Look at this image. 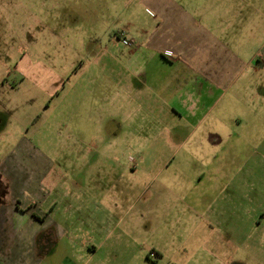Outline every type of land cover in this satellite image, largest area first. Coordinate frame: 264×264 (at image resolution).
<instances>
[{"label":"rangeland","instance_id":"1","mask_svg":"<svg viewBox=\"0 0 264 264\" xmlns=\"http://www.w3.org/2000/svg\"><path fill=\"white\" fill-rule=\"evenodd\" d=\"M142 1L0 0V159L16 149L23 155L15 160L11 153L13 173L0 168V196L7 198L11 182L23 201L28 185L22 182L32 177L25 164H40L41 172L52 165L64 180L51 200H61L59 215L65 205L73 207L64 221H78L76 205L94 211L92 228H84L76 245L90 239L114 245L151 241L164 252L158 264H264V138H239L240 114L226 103L244 75L234 86V76L219 78L217 59L211 60L209 78L231 88L225 94L211 88L200 108L206 119L190 136L192 124L125 99L120 87L127 49L114 33L125 30L137 43L153 28V16L138 8ZM209 9L178 11L194 20L199 33L194 44L177 43L175 49L205 50L206 31H217L205 22L219 16L217 5ZM209 38L205 44L218 52V36ZM231 43H225L228 50ZM259 45H246V52ZM208 124L213 130L202 138ZM221 127L236 135H219ZM187 203L225 213V234L213 237L225 242L220 248L211 241L202 249L190 231L197 221ZM237 212L240 248L228 242ZM246 213L257 216L255 223ZM66 238L61 244L69 253Z\"/></svg>","mask_w":264,"mask_h":264},{"label":"crops","instance_id":"2","mask_svg":"<svg viewBox=\"0 0 264 264\" xmlns=\"http://www.w3.org/2000/svg\"><path fill=\"white\" fill-rule=\"evenodd\" d=\"M210 3L218 6L219 16L213 22H205L206 28L209 25L217 27V31L213 32L215 35L206 31L208 39L203 42L205 50L184 52L175 49L177 43L194 44V36L199 33L192 28L194 20L178 11H210ZM139 5L138 8L148 11L153 16L155 22L153 28L144 30L142 39L137 43L125 30L114 33L119 42L121 38H127L133 44L126 47L124 74L122 73L125 80L121 79L120 87L123 97L133 101L139 108L161 107L164 112L159 110L158 113L167 114L166 118H171L172 114L192 124L191 133L188 135L190 136L206 119L205 115L201 116L203 111L200 108L204 99L209 97L211 88L216 87L223 94L231 88V83L215 84L208 76L211 68H215L211 66L213 64L211 60L217 59L218 65L214 70L219 78L227 72L234 76L233 85L236 86V80L244 75L232 100L230 98L226 102L240 114V117L236 116L241 131L237 136L264 138V0H143ZM183 31L186 34H183ZM216 35L218 52L205 44L209 42V37ZM257 41L260 42L259 47L246 52V45ZM228 42H232L229 50L225 45ZM212 130L213 127L210 129L209 124L206 125L201 133L202 138ZM172 131L170 133H173ZM219 131L218 134L221 136L236 135L227 133L223 127ZM11 153L15 160L17 158L22 160L23 155L20 151L19 156L16 149L15 153L7 154L4 160L0 159V168L5 165L4 167L10 168L12 172L15 164L8 165L10 163L8 161L12 160ZM25 166L32 172V177L31 174H27L29 179L22 182L28 185V196L21 201V198L15 195L11 182H7L9 187L7 198L2 199L0 196V264H158L164 259L161 247L156 243L152 244L151 241L148 245L144 243L114 245L108 242L95 243L90 239L76 245L75 241L84 228H92L91 214H94V211L90 210L89 205L88 210L79 204L74 208V216L78 221L73 224L64 221L65 215L73 211V207L65 205L63 214L59 215L61 200L58 203L56 199L51 200L52 194L57 193V188L61 186L60 182L64 180V177H60L61 169H54L52 165H48L41 172L40 164ZM40 173L42 177H39ZM63 196L58 193V198ZM22 202L25 206L21 207ZM77 202L80 203V200ZM187 206L191 218L197 221L195 228L190 231L197 235L202 249L204 250L211 241L215 247L220 248L225 242L218 238L213 240V237L225 234V230L221 229L222 224L226 223L225 213L210 209V204L204 211L188 203ZM241 215L239 212L234 214L236 222L231 231L233 239L228 240L230 245H238L239 248L240 240L236 242L235 236L241 234ZM247 215L255 223L257 216L253 217L252 213ZM115 230H109L106 235L107 241L110 236L113 237ZM122 236L130 239L131 234L123 231ZM64 238L71 247L69 253L63 250L61 241ZM223 248L225 250V246ZM59 251L66 254L61 255L56 261L53 257ZM147 251L149 254L145 255ZM214 255L218 258L217 254Z\"/></svg>","mask_w":264,"mask_h":264},{"label":"built area","instance_id":"3","mask_svg":"<svg viewBox=\"0 0 264 264\" xmlns=\"http://www.w3.org/2000/svg\"><path fill=\"white\" fill-rule=\"evenodd\" d=\"M120 42L124 47H131L133 45L132 42L127 38H121Z\"/></svg>","mask_w":264,"mask_h":264}]
</instances>
